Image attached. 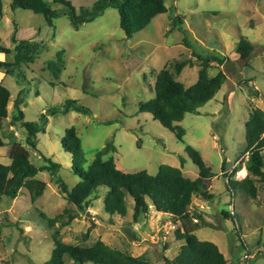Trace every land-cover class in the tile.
Segmentation results:
<instances>
[{"label":"rangeland","instance_id":"374dc122","mask_svg":"<svg viewBox=\"0 0 264 264\" xmlns=\"http://www.w3.org/2000/svg\"><path fill=\"white\" fill-rule=\"evenodd\" d=\"M12 1L2 0L0 44L12 50L14 39L41 43L34 61L21 66L23 80L0 75V84L11 95L9 120L17 114L13 100L21 90L23 121L35 122L41 113L48 118L44 131L36 136L35 150L26 145L20 121L13 126L16 142L29 151L32 162L40 164V156H45L59 163V175L69 189L73 188L79 178L71 169V155L61 146L65 129L73 126L85 158L82 169L97 150L111 142L116 149L104 159L112 157L123 172L145 170L155 174L161 164L179 167L183 161V174L195 178L198 168L184 150L188 144L199 152L213 176L206 191L195 196L189 211L195 217L201 213L207 225L195 223L191 215L180 218L175 225L153 207L148 218L135 222L130 198L126 216L110 217L103 210L102 191L96 198L91 197L88 210L79 211L68 225L56 223L51 227L47 217L63 214L62 220H66L64 211L76 209L59 192L49 173L39 172L35 177L46 186L34 202L24 188L13 199L0 197V264H47L54 248L53 234L63 242H73L85 231L151 264H164L162 253L174 256L178 252L176 227L215 243L226 264H241L240 258L248 253L252 257L244 264H264V182L256 183L255 197L243 191L232 193L226 186V175L232 171L229 167L239 160L234 168L241 167L244 172L237 170L233 178L241 180L247 175L244 123L251 108L264 111V0H164L166 12L130 38L119 27L114 8H107L78 28L64 14L49 27L42 15L11 8ZM69 1L77 11L95 0ZM50 7L60 10L63 6L50 3ZM241 37L254 48L247 59L239 58L235 51ZM59 50H63V62L54 76L46 64L56 60ZM198 55L207 56L209 75L224 70L227 80L212 99L198 108V113H186L178 122L184 130V144L139 107L154 96L157 73L173 59L192 60L176 79L186 87L193 84L201 64ZM212 55L224 62L210 59ZM0 60L12 61L13 52H0ZM227 60L232 66L225 69ZM66 100L77 101L91 113L50 114V109H61ZM224 159L226 172L221 171ZM3 162H9V148L0 143ZM222 212L230 217L225 218ZM64 264L74 263L64 256Z\"/></svg>","mask_w":264,"mask_h":264},{"label":"trees","instance_id":"16d2710c","mask_svg":"<svg viewBox=\"0 0 264 264\" xmlns=\"http://www.w3.org/2000/svg\"><path fill=\"white\" fill-rule=\"evenodd\" d=\"M50 3L62 5V9H52ZM2 0H0V17L2 16ZM11 8L29 10L34 14L42 15L46 24L53 27V20L64 14L69 18L70 24L78 28L81 24L96 19L107 8H114L118 13L119 27L126 38L132 37L135 33L145 28L152 19L166 12L164 0H95L90 6H80L76 9L69 0H13ZM183 31V29H180ZM186 44H189L184 38ZM12 50L0 44V52H13L12 61H1L0 70L6 74L14 75L16 79L23 80L24 73L22 65L34 61L40 50L41 43L32 39H14ZM253 45L241 37L235 47L236 53L241 59H247L252 51ZM63 50H59L56 60L47 62L46 67L57 76L62 66ZM201 61L196 81L185 86L176 79L185 66H191L190 58L173 59L165 64L157 73L152 87L154 96L140 103L139 110L147 112L151 117L172 132L175 138L185 144L183 139L184 130L178 125L186 113H198V108L212 99L227 80L224 70L209 75V60L207 56H196ZM212 60L224 62L214 55ZM228 59V58H227ZM23 91H19L13 100V106L17 111L10 120L6 121L7 107L11 100L10 91L0 84V143L5 139V146L9 148V162L0 163V197L5 196L13 199L20 192L21 188L26 189L30 199L34 202L44 191L46 183L35 176L39 172L49 173L58 185L59 192L64 194L68 203L76 211H64L66 220L62 215L47 217L48 226L59 223L66 226L71 220L77 217L78 212L88 210L91 197L104 192L103 210L110 217L118 215L124 217L127 214V198L132 200V219L135 222L143 221L149 217L150 208L163 214H167L177 225V220L182 217H191L190 206L194 196L206 191L207 184L213 173L206 165L199 152L191 145L185 144V152L191 161L197 166V176L189 178L182 172L183 161L179 167L167 164L158 166L155 174L145 170L134 173H126L119 170L112 157L104 159L105 155L115 151V146L107 142L97 150L93 159L85 169L82 164L85 162L81 150V140L73 126L65 129L61 139L62 149L71 155V169L78 176V181L71 189L68 188L63 178L59 175L61 165L51 159L40 156L41 163L37 164L30 160L29 151L16 142L13 127L20 121V126L25 129V142L29 149H36V136L44 131L47 122L45 113H41L37 121H23L22 111L19 105L23 102ZM68 111H75L83 114H90V110L77 103L75 100H66L61 109L52 108L50 114ZM2 122V124H1ZM110 123V120H105ZM245 126V149L248 158L245 163L247 175L241 180H235L233 176L237 170L234 168L226 175V186L232 192L243 191L250 197H255L257 192L256 183L264 182V111L253 107L250 109ZM221 171H225V159L221 163ZM199 225H207L208 222L201 213L196 214ZM225 218L230 217L228 213L222 212ZM174 238L180 242L178 252L174 256L162 253L164 264H226V258L218 246L207 240L198 239L193 233L176 227ZM52 241L54 248L47 264H64V256H67L74 264H151L148 259L133 255L127 251L120 250L88 231L81 233L73 242H63L60 236L53 234ZM240 262V260H239Z\"/></svg>","mask_w":264,"mask_h":264},{"label":"crops","instance_id":"0c3cea01","mask_svg":"<svg viewBox=\"0 0 264 264\" xmlns=\"http://www.w3.org/2000/svg\"><path fill=\"white\" fill-rule=\"evenodd\" d=\"M10 53H11V52H10ZM10 53H8V54H10ZM5 74H6V73H5L3 70L0 72V75H1V76H2V75H5ZM8 75H9V74H8ZM10 96H11V95H10ZM8 105H9V104H8ZM7 109H8V107H7ZM7 111H8V110H7ZM7 117H8V115H7ZM7 119H8V118H6V121L9 120V119H8V120H7ZM1 124H2V122H1ZM11 128L14 129L13 127H11ZM3 140H4V139H3ZM5 141H6V140H4V142H3V146H5V144H4ZM5 147H6V146H5ZM3 163L7 164L8 162H7V163H6V162H3ZM231 168H232V167H229V169H231ZM240 170H241V169H240ZM182 172H183V170H182ZM223 172H226V171H223ZM194 198H195V196H194ZM194 198H193V200H192V203L194 202ZM196 204H198L199 206H201L200 203H197V201H196ZM190 207H191V206H190ZM190 209H191V208H190ZM197 212H198V211H197ZM198 213H199V212H198ZM201 215H202V214H201ZM202 216H203V215H202ZM162 217H163L164 220L167 219V218H169L170 220H172L167 214H166V215H162ZM203 218L206 220V218H205L204 216H203ZM177 221H179V219H178ZM177 223H178V222H177ZM175 242H176V241H175ZM177 243H178L177 245L179 246V245H180V242L177 241ZM177 245H176V246H177Z\"/></svg>","mask_w":264,"mask_h":264},{"label":"built area","instance_id":"2783aa9c","mask_svg":"<svg viewBox=\"0 0 264 264\" xmlns=\"http://www.w3.org/2000/svg\"><path fill=\"white\" fill-rule=\"evenodd\" d=\"M263 153H264V150L262 151ZM247 158H248V152H246L245 154H244V159L245 160H247ZM240 161V160H239ZM238 161V162H239ZM192 220L195 222V223H197V221H198V219H197V217H195V218H192ZM169 223V225H170V227H174V224L173 223H171L170 221L168 222ZM252 257V254H250V253H248L247 255H245V256H243V257H241L240 258V263L242 264H244L248 259H250Z\"/></svg>","mask_w":264,"mask_h":264},{"label":"water","instance_id":"95a60500","mask_svg":"<svg viewBox=\"0 0 264 264\" xmlns=\"http://www.w3.org/2000/svg\"><path fill=\"white\" fill-rule=\"evenodd\" d=\"M230 66H232V61L227 60L226 63H225V69L230 68Z\"/></svg>","mask_w":264,"mask_h":264},{"label":"bare ground","instance_id":"6f19581e","mask_svg":"<svg viewBox=\"0 0 264 264\" xmlns=\"http://www.w3.org/2000/svg\"><path fill=\"white\" fill-rule=\"evenodd\" d=\"M240 171H241V172H244V170H243V169H241Z\"/></svg>","mask_w":264,"mask_h":264}]
</instances>
